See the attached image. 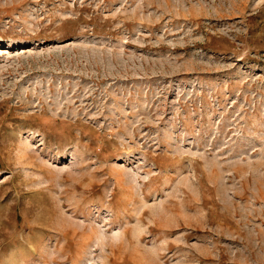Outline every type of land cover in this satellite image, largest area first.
<instances>
[{
    "label": "rangeland",
    "instance_id": "obj_1",
    "mask_svg": "<svg viewBox=\"0 0 264 264\" xmlns=\"http://www.w3.org/2000/svg\"><path fill=\"white\" fill-rule=\"evenodd\" d=\"M0 264H264V0H0Z\"/></svg>",
    "mask_w": 264,
    "mask_h": 264
}]
</instances>
